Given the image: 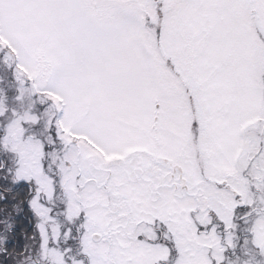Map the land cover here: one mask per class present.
Wrapping results in <instances>:
<instances>
[{
	"label": "snow or ice",
	"instance_id": "snow-or-ice-1",
	"mask_svg": "<svg viewBox=\"0 0 264 264\" xmlns=\"http://www.w3.org/2000/svg\"><path fill=\"white\" fill-rule=\"evenodd\" d=\"M0 264H264V0H0Z\"/></svg>",
	"mask_w": 264,
	"mask_h": 264
}]
</instances>
